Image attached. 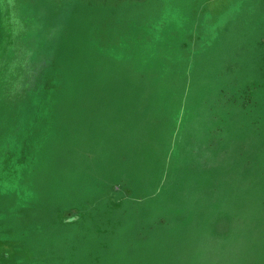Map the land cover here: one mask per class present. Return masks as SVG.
Segmentation results:
<instances>
[{
  "label": "rangeland",
  "instance_id": "rangeland-1",
  "mask_svg": "<svg viewBox=\"0 0 264 264\" xmlns=\"http://www.w3.org/2000/svg\"><path fill=\"white\" fill-rule=\"evenodd\" d=\"M0 264H264V0H0Z\"/></svg>",
  "mask_w": 264,
  "mask_h": 264
}]
</instances>
